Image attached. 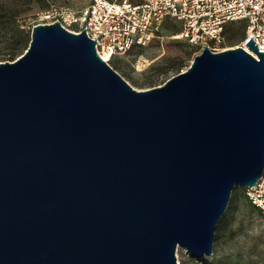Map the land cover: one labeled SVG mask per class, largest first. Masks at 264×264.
I'll list each match as a JSON object with an SVG mask.
<instances>
[{"label": "water", "instance_id": "95a60500", "mask_svg": "<svg viewBox=\"0 0 264 264\" xmlns=\"http://www.w3.org/2000/svg\"><path fill=\"white\" fill-rule=\"evenodd\" d=\"M95 41L36 24L0 62V264L210 255L233 188L264 170V51L204 46L136 90Z\"/></svg>", "mask_w": 264, "mask_h": 264}, {"label": "rangeland", "instance_id": "374dc122", "mask_svg": "<svg viewBox=\"0 0 264 264\" xmlns=\"http://www.w3.org/2000/svg\"><path fill=\"white\" fill-rule=\"evenodd\" d=\"M6 1L0 0V62L14 61L25 51L17 53L13 60L7 59L9 47L19 37L16 29H26L30 38L32 26L55 22L53 14L61 13L65 16L66 28L77 32L81 13L92 3V0H49L51 5L43 8L40 3L19 0L5 15ZM180 28V23L165 21L155 39L109 60L108 64L136 90L160 86L186 70L204 48L175 39ZM244 37V24L235 22L225 29L219 44L207 43V47L213 52L241 47ZM223 217L224 224L214 235L212 253L195 257L178 246L175 251L177 264H264V221L246 198L243 187L233 188Z\"/></svg>", "mask_w": 264, "mask_h": 264}, {"label": "built area", "instance_id": "2783aa9c", "mask_svg": "<svg viewBox=\"0 0 264 264\" xmlns=\"http://www.w3.org/2000/svg\"><path fill=\"white\" fill-rule=\"evenodd\" d=\"M53 16L66 28L63 14ZM167 20L180 23L175 39L206 47L219 44L229 24L243 23L241 47L245 49L252 37L264 51V0H92L81 13L75 33L85 30L96 39L95 50L108 63L151 42ZM244 194L264 221V170L253 186L244 188Z\"/></svg>", "mask_w": 264, "mask_h": 264}, {"label": "trees", "instance_id": "16d2710c", "mask_svg": "<svg viewBox=\"0 0 264 264\" xmlns=\"http://www.w3.org/2000/svg\"><path fill=\"white\" fill-rule=\"evenodd\" d=\"M19 0H7L4 7H6L4 10V13L5 15H7L9 13V11L12 9V5L13 3H17ZM31 2L33 3H40V7H47L49 5H51L50 1L49 0H30ZM14 3V5H15ZM168 21V20H167ZM230 25V24H229ZM228 27V26H227ZM226 27V28H227ZM225 28V29H226ZM16 33L19 34V37L17 40H15L13 42V44L9 47V50L7 52V59L8 60H13L15 58V55L17 53H19L20 51H23L27 48L28 44H29V41H30V38H29V31H27L26 29L24 28H19V29H16ZM114 58H117V57H114ZM113 59V58H112ZM224 217L221 218L216 226V229H215V232L218 234L222 228V225L224 224Z\"/></svg>", "mask_w": 264, "mask_h": 264}, {"label": "bare ground", "instance_id": "6f19581e", "mask_svg": "<svg viewBox=\"0 0 264 264\" xmlns=\"http://www.w3.org/2000/svg\"><path fill=\"white\" fill-rule=\"evenodd\" d=\"M245 49H246V50H248V49H247V47H245ZM248 51H249V50H248ZM104 58H108V57H107V55H106V56H104ZM106 60H108V59H106Z\"/></svg>", "mask_w": 264, "mask_h": 264}]
</instances>
